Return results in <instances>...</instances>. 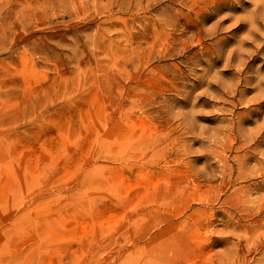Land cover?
<instances>
[{"label": "rangeland", "instance_id": "1", "mask_svg": "<svg viewBox=\"0 0 264 264\" xmlns=\"http://www.w3.org/2000/svg\"><path fill=\"white\" fill-rule=\"evenodd\" d=\"M0 264H264V0H0Z\"/></svg>", "mask_w": 264, "mask_h": 264}]
</instances>
